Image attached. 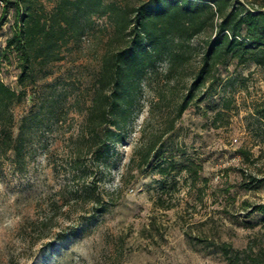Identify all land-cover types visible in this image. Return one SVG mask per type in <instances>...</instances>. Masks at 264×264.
Returning a JSON list of instances; mask_svg holds the SVG:
<instances>
[{
    "label": "rangeland",
    "instance_id": "1",
    "mask_svg": "<svg viewBox=\"0 0 264 264\" xmlns=\"http://www.w3.org/2000/svg\"><path fill=\"white\" fill-rule=\"evenodd\" d=\"M100 1L80 10L32 1L43 19L60 20L62 7L72 21L49 56L32 59L22 83L19 55L5 50L12 8L0 29V78L19 93L10 127L24 137L19 162L0 151V264H227L223 246L240 252L237 264L258 255L264 263V64L251 58L260 48L217 57L177 116L216 34L215 5L182 17V30L157 48L146 46L155 63L141 75L123 140L100 160L83 148L80 166L70 163L103 63L127 39L122 17L146 0ZM240 1L264 10V0ZM156 140L194 160L200 176L163 178L140 164Z\"/></svg>",
    "mask_w": 264,
    "mask_h": 264
},
{
    "label": "trees",
    "instance_id": "2",
    "mask_svg": "<svg viewBox=\"0 0 264 264\" xmlns=\"http://www.w3.org/2000/svg\"><path fill=\"white\" fill-rule=\"evenodd\" d=\"M32 1L0 0L2 2L0 29L10 8L13 10V27L5 40V50L15 51L19 55L18 81L21 83L30 74L32 59L40 55L43 58L49 56L56 37L63 34L72 21L62 7L57 10L61 16L60 20L51 22L43 19L40 15L34 14ZM64 2L76 10L101 4L100 0ZM203 4L209 8L211 4L215 5L216 10L211 11L212 18L217 12L220 21L216 26L215 36L207 43L201 65L188 93L177 108V116H180L189 105L193 90L200 89L212 76L215 60L220 55L230 53L238 55L239 52L252 47L260 48L258 53H252L251 58L256 64H264V10L255 9L252 3H248L251 5L246 7L240 0H205L201 4L191 3L189 0H146L133 6L129 13L122 17V24L119 26L123 30H128L124 35L127 37L124 45L110 53L101 68L97 93L86 120L87 129L80 131L81 147L77 149V154L70 162H73L74 167L80 166L79 159L83 148L94 152L97 160H100L108 152L110 144L123 140L124 135L121 134L131 116L141 75L147 67L155 63L154 53L148 52L146 46L152 45L157 48L171 30H182V17L187 15L194 20L198 17ZM54 24H58V29H54ZM18 96L19 93L0 78V118L6 119L8 124V127L0 129V151L4 154L12 152L16 162L24 156V137L21 129L13 135L9 106ZM140 164L154 167L163 178L182 171L194 179L200 176V165L190 158H183L172 147L165 148L164 145H159L157 140L152 141L140 153ZM82 170L84 173L85 169ZM102 210L100 208V211ZM221 249L227 256V264L238 263L239 251H233L231 254L232 249L225 246ZM260 260L258 255L248 264H264Z\"/></svg>",
    "mask_w": 264,
    "mask_h": 264
}]
</instances>
